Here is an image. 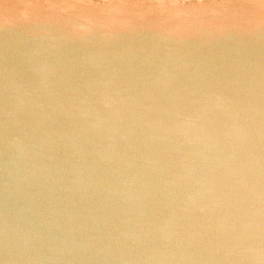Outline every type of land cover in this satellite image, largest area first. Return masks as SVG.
Masks as SVG:
<instances>
[{
	"label": "water",
	"instance_id": "obj_1",
	"mask_svg": "<svg viewBox=\"0 0 264 264\" xmlns=\"http://www.w3.org/2000/svg\"><path fill=\"white\" fill-rule=\"evenodd\" d=\"M0 264H264V0H0Z\"/></svg>",
	"mask_w": 264,
	"mask_h": 264
}]
</instances>
